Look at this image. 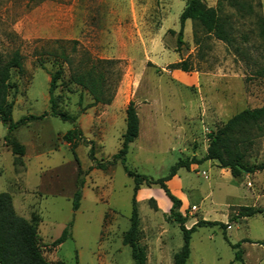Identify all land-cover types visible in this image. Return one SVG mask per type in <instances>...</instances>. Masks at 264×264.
I'll return each instance as SVG.
<instances>
[{
	"label": "rangeland",
	"instance_id": "1",
	"mask_svg": "<svg viewBox=\"0 0 264 264\" xmlns=\"http://www.w3.org/2000/svg\"><path fill=\"white\" fill-rule=\"evenodd\" d=\"M187 1L0 0V57L18 51L24 69L23 76L12 72L11 83L18 87L9 96L12 120L49 112L48 75L59 71L56 102L61 112L77 115L75 126L82 133L71 150L61 138L54 139L73 129L70 122L46 116L16 130L14 137L28 156L21 180L11 157L0 151V193L11 196L19 216L40 217L38 245L49 264H133L130 248L122 244L133 194V180L124 167L154 180L164 178L179 159L203 158L208 134L229 118L264 106V77L256 75L264 69V39L258 36L264 0H244L251 11L242 12L223 4L232 46L199 29L195 42L188 20L176 51L179 16ZM203 1L213 8L217 3ZM182 60L189 72L167 68ZM88 73L104 77L103 97L110 100L96 104L93 115L90 108L79 114L93 100L73 82L74 75ZM130 101L138 113L140 134L128 146L124 162H113L125 131V112L117 110ZM111 105L116 107L111 116L99 118ZM5 129L0 123V136ZM245 159L251 165L264 164V136L253 138ZM179 174L195 189L188 191V203L179 210L187 223L228 224L227 241L219 227L198 228L186 264H264V171L233 178L228 169L205 161ZM76 191L82 199L73 211ZM137 206L139 243L146 249L147 264H173V254L183 243L178 226L165 221L155 201ZM241 207L260 213L229 222ZM65 228L70 237L53 247ZM237 243L243 263L234 262L230 244Z\"/></svg>",
	"mask_w": 264,
	"mask_h": 264
},
{
	"label": "trees",
	"instance_id": "2",
	"mask_svg": "<svg viewBox=\"0 0 264 264\" xmlns=\"http://www.w3.org/2000/svg\"><path fill=\"white\" fill-rule=\"evenodd\" d=\"M237 11H251V5L246 4L244 0H217L216 6L207 7L203 0H188L179 16V31L176 34V51L182 45L183 28L186 21H191L193 28V40L198 42L196 29H199L204 35L232 46V27L228 18L223 14V4ZM169 34L174 35V31L169 30ZM258 36L264 39V24L260 17L258 20ZM110 63V62H108ZM171 71H182L187 73L190 68L185 60L170 64L167 67ZM12 72L18 76L24 75L22 57L18 51H14L7 58L0 57V123L6 128L7 134L4 137L5 145L14 155L13 165L20 167L23 165L22 157L25 148L13 136V132L23 127L29 121H36L46 116L56 117L61 121L70 122L74 125L72 130L62 135L61 140L69 145L71 150L77 146L78 141L82 139L81 131L75 126L77 115H67L59 110L54 92L60 79V72L49 74L48 81V104L49 112L41 116H26L18 121L12 120L13 101L9 99L10 93H16L17 85L11 83ZM257 77H264V69L256 72ZM104 77L98 75L93 77L90 73L86 75H74L75 85L85 89L92 97L93 102L84 108H81L79 114L96 104L107 105L110 100L103 97ZM81 99L78 100V106H81ZM255 133V134H254ZM139 134V119L133 102H128L125 109V131L121 137L119 151L113 156L112 160L124 162L128 146L134 142ZM264 136V106L254 109H244L229 118L216 132L208 134V145L205 156L201 159L190 157L179 159L170 167L169 173L164 178L152 179L144 175H139L129 171L124 167L126 174L133 180V194L131 199V213L129 216V228L122 236V244L130 248L133 264H147L146 249L140 242V218L136 201V193L140 188L157 187L162 190L164 195L171 203V208L167 214H163L165 221L176 224L182 235V246L173 254V264H186L190 254L191 236L198 228L219 227L225 236V230L228 224L216 221L198 220L190 228H186V216L180 213L181 201L173 196L165 183L176 175L180 169L188 170L191 165H200L205 161H213L220 169H228L233 178L244 174H251L256 171H264V164L251 165L247 162V149L252 145L253 138ZM93 145L89 150V157L94 159ZM98 169L102 167L98 166ZM81 193L76 191L72 198V210L79 209ZM149 201L154 202L150 199ZM157 211V208H154ZM240 212L229 219L233 222L237 219L248 218L260 213L252 207H241ZM40 217L31 214L28 220L20 217L14 210L12 198L8 193H0V264H49L40 251L38 245V225ZM70 237L68 228H65L60 237L53 243V247H59ZM234 251V262H242L240 243L230 244ZM53 264H64L55 262Z\"/></svg>",
	"mask_w": 264,
	"mask_h": 264
},
{
	"label": "crops",
	"instance_id": "3",
	"mask_svg": "<svg viewBox=\"0 0 264 264\" xmlns=\"http://www.w3.org/2000/svg\"><path fill=\"white\" fill-rule=\"evenodd\" d=\"M176 75H177V77H179V74H176ZM96 107L97 106H93V107L90 108V111H91L92 115L94 114V109H96ZM125 109H126V107L118 108L117 113L120 110L121 111L123 110L125 112ZM114 110H116V107L114 108V106H112V105L111 106H105V109L100 113L101 115H99L98 117L99 118L101 117L103 119H108V117L111 116L110 112L111 111H114ZM45 113H47V112H45ZM137 115H138V113H137ZM36 121H38V120H36ZM36 121H29V122H27V124L25 126L20 127V128H28V126H29L28 124L30 122L33 123V122H36ZM139 126H140V122H139ZM20 128H18V129H20ZM5 132L7 133V130L6 129H5ZM14 132H13V136H14ZM5 134L2 135V136H0V151H5V153L10 156L11 157V160H12V164H13V160H14L15 157L11 153V151L9 150V148L5 145V141H4ZM139 134H138V136H139ZM61 137L62 136L56 137L54 139L59 140V138H61ZM1 139H3L2 142H1ZM19 143L21 145H23V143H21V142H19ZM63 144H65V143H63ZM23 146L25 148V153H24L23 157L21 158L22 159V162H23V165L20 166V167H17V172L19 174V177H20L19 179L20 180H21V177H24V175H25V161L24 160H25V158L28 157L27 156V148L25 147V145H23ZM33 149H34V152H37V150H38L37 149V146H34ZM196 168H197V165H191L190 168H189V170H187V171H193ZM179 173H180V170H178L177 173H176V175L173 176L169 181H167L165 183V185L167 186V188L169 189V191L172 193V195H174L176 198H178L181 201V204H182L181 208H183L184 205H185V203H188V201H187V193H188V191H194L195 189L192 187V183L191 182H187V178L181 177V175ZM81 199H82V195H81ZM81 199H80V201H81ZM150 199L154 200L157 203V205H158V207L160 209L159 212L161 214H167L169 212V210L171 208V203L165 197V195H164V193L162 191L153 190V189H146V188H141V189H139L137 191V193H136V201H137V203L142 202V201H146V200H150ZM31 214H33V213H31ZM28 219H26V220H28ZM193 224H194V222H191L190 224L187 223L185 225V227L186 228H190Z\"/></svg>",
	"mask_w": 264,
	"mask_h": 264
}]
</instances>
